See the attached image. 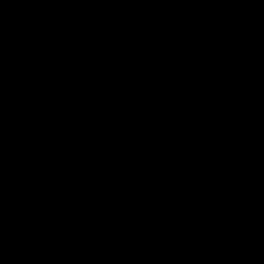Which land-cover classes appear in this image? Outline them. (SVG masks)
Instances as JSON below:
<instances>
[{"label": "water", "instance_id": "1", "mask_svg": "<svg viewBox=\"0 0 264 264\" xmlns=\"http://www.w3.org/2000/svg\"><path fill=\"white\" fill-rule=\"evenodd\" d=\"M0 264H264V0H0Z\"/></svg>", "mask_w": 264, "mask_h": 264}]
</instances>
